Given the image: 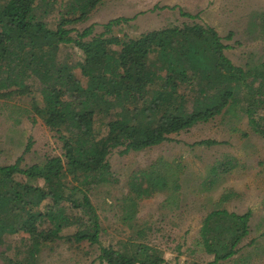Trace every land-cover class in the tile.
I'll return each mask as SVG.
<instances>
[{
  "label": "trees",
  "instance_id": "trees-1",
  "mask_svg": "<svg viewBox=\"0 0 264 264\" xmlns=\"http://www.w3.org/2000/svg\"><path fill=\"white\" fill-rule=\"evenodd\" d=\"M56 2L0 0V98L31 93L36 82L40 99H31V112L62 143L61 155L40 163L22 167L19 157L0 165V244L18 232L30 240L23 259L3 258L0 264H33L41 246L56 241L99 245L101 224L88 189L108 180L107 155L114 148L135 152L158 145L237 105L240 91L248 123L264 139V115L255 117L264 107V73L235 66L211 26L191 23L119 38L110 34L112 26L127 20L119 17L92 34L93 25L80 31L74 25L100 0H62L50 27L44 18ZM67 45L79 50L80 60L62 58L60 48ZM95 119L105 120L100 129L94 128ZM163 167V173L151 168L132 176L135 197L161 190L174 195L177 171L170 163ZM249 214L220 209L204 217L200 242L213 254L211 264L237 252ZM71 227L73 232L64 233ZM98 259L100 264L164 262L160 251L140 243L120 249L99 245Z\"/></svg>",
  "mask_w": 264,
  "mask_h": 264
},
{
  "label": "rangeland",
  "instance_id": "rangeland-1",
  "mask_svg": "<svg viewBox=\"0 0 264 264\" xmlns=\"http://www.w3.org/2000/svg\"><path fill=\"white\" fill-rule=\"evenodd\" d=\"M56 1L44 18L50 27L59 17L62 0ZM119 17L127 20L112 26L110 33L119 38L191 23L211 26L227 45L224 53L235 66L264 73V0H100L74 28L80 31L93 25L92 34H98L106 22ZM60 54L67 60L81 59L71 45L61 46ZM75 72L79 74V69ZM32 86L31 93L0 98V165L20 157L25 167L62 154L56 133L31 112V99H40L37 83ZM237 97L241 101L229 110L170 134L169 140L158 145L135 152H121V147L110 151L108 180L89 184L88 189L101 224L100 246L120 249L140 243L160 251L161 264H211L213 254L205 252L200 242L204 217L220 209L237 214L249 211L247 234L238 242L237 252L213 264H264V139L248 123L243 91ZM261 115L264 107L255 113L256 120ZM103 121L95 119L94 128L100 129ZM201 140L215 143L198 144ZM164 162L177 171L174 195L169 198L168 190H161L135 197L130 189L132 176L151 168L163 173ZM73 231L72 227L64 229V233ZM6 242L0 244V263L3 258L26 256L30 240L25 233L13 234ZM99 245L46 243L33 257V264H100Z\"/></svg>",
  "mask_w": 264,
  "mask_h": 264
}]
</instances>
